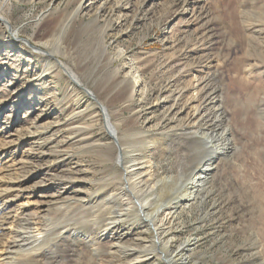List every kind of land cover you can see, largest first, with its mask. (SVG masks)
<instances>
[{
    "label": "rangeland",
    "instance_id": "obj_1",
    "mask_svg": "<svg viewBox=\"0 0 264 264\" xmlns=\"http://www.w3.org/2000/svg\"><path fill=\"white\" fill-rule=\"evenodd\" d=\"M125 1L0 0V180L28 179L6 197L0 252L32 221L50 235L30 264H126L107 254L100 230L97 262L94 246L77 242L108 216L116 141L164 135L174 146L160 172L170 179L189 164L197 131L211 132L223 154L200 196L172 206L162 240L171 249L190 240L186 264H264V0H129L120 17L100 12ZM163 248L138 263L165 264ZM15 249L0 262L29 264Z\"/></svg>",
    "mask_w": 264,
    "mask_h": 264
},
{
    "label": "bare ground",
    "instance_id": "obj_2",
    "mask_svg": "<svg viewBox=\"0 0 264 264\" xmlns=\"http://www.w3.org/2000/svg\"><path fill=\"white\" fill-rule=\"evenodd\" d=\"M179 4L186 5L187 2L186 0H172L170 6H176ZM129 5V0H126L125 2H123V4H116L114 6L105 3L100 8V12L108 13L109 16H115V18H117L120 17L124 10L130 8ZM122 56L123 54L121 52L116 55L117 58H123ZM133 72V74L129 75V78H134V86H137V74L135 73V71ZM69 77L72 79V81H75L74 77L71 74H69ZM111 83L106 84L103 87L102 92L107 91L106 87L111 85ZM119 84L120 83H117L115 87H117ZM123 89L124 88H120L118 91H122ZM103 117L106 119V123L108 125L107 127L111 129L110 133L113 137H116L117 135L115 132V128L112 124L109 123V115L104 110ZM163 136L153 135L152 137H138L132 139L126 145L119 144L120 141H116V145L120 152L119 159L121 160V169H118L116 173L117 178L114 177L119 181L117 187L113 189V192L111 195H109L108 200L105 199V202L103 203V205L109 211L107 214L108 216L102 222L98 221L99 223L92 224V226L94 225L95 231H91L92 233H89L88 230L92 229L90 226H88V235L86 234V237H77V242L84 245L87 241L91 246H94V253L99 252L94 259V262L98 261L101 254L106 253L103 251L100 252L99 249L96 248L97 244L101 243V240H97L95 237V232H97L98 230L103 233L105 237L104 239H107V237L111 239V242L108 244L109 247L107 250V254L109 250L113 249V251L120 253L124 258L127 259L126 264H139L138 262L143 261L140 260L142 257H146L145 260H148L149 256L155 253L156 246L164 247L163 249H165V253H162V255L164 256L163 262L165 264H186L188 262V253L191 250L190 248L192 245L190 243V240H186L177 249H171L172 246L170 247L168 243H165L162 240L163 235L165 234V231L162 230V227L165 225L167 218L172 215L171 209L175 203L178 204L179 207H183V205H190L198 196H200L201 191H204L202 189L209 179V172L214 167L216 159L221 157V155L223 154L224 149L219 146V142H217L216 138L213 134H211V132L205 133L196 131L195 134H191L188 138V142H190L189 146L192 147L193 151V155L190 159L189 164L186 166L184 164L183 167V165L181 166V163L179 162L180 166H177L179 167V171L177 170V174L170 179L163 178V174L160 172V161L163 160V158L169 153L170 147L172 148L174 146V143L169 146L170 140L166 141ZM144 141L146 144L145 147H143ZM184 143H186V141ZM45 144L39 146V154L42 153ZM111 147L112 150L115 149L114 146ZM176 158L177 155L175 154V159ZM205 161L207 162L203 165V167H200L201 163ZM26 180L28 179L23 178L22 180H0V200H4L3 203L1 202L2 205L0 208V216L3 217V219L7 215V213H4V210H6L11 203L10 201L8 202V200L6 202L7 195L13 191V187H16L20 183V181L24 184ZM59 183L63 186V190L71 188L65 183V180L61 179ZM168 188H172V193L170 195H168ZM17 191L20 192L19 190ZM23 193L27 194L28 192L23 191ZM8 196H11V194H9ZM73 204H75L77 208L84 207V204ZM71 205L72 204L66 203V205L64 204L58 209L60 211H64L67 210L65 209L66 207L68 208ZM120 207H124L125 209L121 210ZM69 209H71V207ZM65 213H67V211ZM133 218H135V220H133ZM5 220L7 221V218ZM2 221L4 222V220ZM42 221H44L45 223L49 222V220ZM43 226L48 228L47 225ZM43 226L37 225L36 222L31 221L30 223L29 221H24L23 227L19 231L13 232L11 242H9L8 245L4 244L5 246H3V252H0V257L2 256L1 254L4 253L5 255V252L7 253V251H11V249L16 247L15 250L19 249L18 252H20V255L17 256H20V258L24 261H28L29 264L32 263L33 261L29 262L31 258H33V256L37 253L41 254L42 250L44 249L45 242L48 243L49 241L50 233L46 234V231H43ZM10 228L12 229V227ZM141 234H144L145 236L142 237ZM90 253L92 254V251ZM11 256L13 255L11 254ZM7 257H5L6 260L11 259V257L10 259ZM17 258L22 261L19 257ZM11 262L15 264L14 258L10 261L9 264H12ZM0 263L2 264V262Z\"/></svg>",
    "mask_w": 264,
    "mask_h": 264
}]
</instances>
